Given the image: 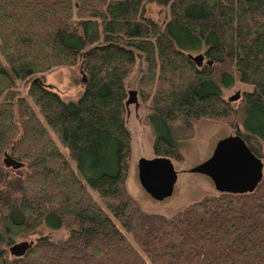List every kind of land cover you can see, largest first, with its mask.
Instances as JSON below:
<instances>
[{
	"label": "trees",
	"instance_id": "obj_1",
	"mask_svg": "<svg viewBox=\"0 0 264 264\" xmlns=\"http://www.w3.org/2000/svg\"><path fill=\"white\" fill-rule=\"evenodd\" d=\"M150 2L168 16H147ZM136 53L153 156L182 162L178 143L206 119L262 158L264 0H0V264H264V173L251 192L170 216L128 193L124 79ZM60 67L84 78L76 100L44 80ZM235 82L249 87L239 107L222 96ZM23 240L21 257L3 254Z\"/></svg>",
	"mask_w": 264,
	"mask_h": 264
},
{
	"label": "rangeland",
	"instance_id": "obj_2",
	"mask_svg": "<svg viewBox=\"0 0 264 264\" xmlns=\"http://www.w3.org/2000/svg\"><path fill=\"white\" fill-rule=\"evenodd\" d=\"M145 14L155 20H163L166 15L168 16V10L166 7L164 8L150 2L145 5ZM144 68L145 64L142 55L136 53L132 69L124 79L126 91H137V81L140 74L144 71ZM44 80L64 100H76L83 87L82 78L77 68L60 67L53 69L44 75ZM248 89L249 87L235 82L231 87L222 90V96L229 99L235 93L241 95L243 90ZM137 103V107H134L133 104H129L126 107V115L124 118L126 128L130 134L131 148V158L125 180V187L128 193L137 201L140 208L148 213L170 216L206 195L215 194L216 191L207 176L199 173H191L187 170L206 160L211 154L216 141L229 134H235L234 128L222 122L206 119L196 120L194 122V135L192 138L178 143V149L183 157V161H172L177 171V177L171 195L161 200H155L140 187L136 177V160L139 157L150 158L153 156L150 149L153 132L144 118L148 110L138 98ZM230 103L233 107H239V99L232 100ZM238 122L239 118L236 117L235 124L237 128L241 129ZM261 148V160L264 162V142H262ZM262 171L264 173V166ZM93 196L96 198L94 193ZM42 232L49 234L52 239H58L62 236V233L57 230L50 231L45 228ZM127 236L129 241L132 242L130 236ZM3 254L9 255L6 250L3 251Z\"/></svg>",
	"mask_w": 264,
	"mask_h": 264
},
{
	"label": "water",
	"instance_id": "obj_3",
	"mask_svg": "<svg viewBox=\"0 0 264 264\" xmlns=\"http://www.w3.org/2000/svg\"><path fill=\"white\" fill-rule=\"evenodd\" d=\"M190 57L197 65L201 64L203 59L201 53ZM126 94L125 107L129 104L137 107L136 91L127 90ZM237 96L235 93L229 97V100H235ZM2 163L12 169L21 166L20 162L7 154H4ZM263 166L264 162L261 158L255 156L244 140L235 133L217 140L209 157L187 171L207 176L216 192L246 193L251 192L261 180ZM136 177L140 187L151 198L161 200L171 195L177 171L168 157H139L136 160ZM29 245L26 240L19 241L8 247V253L13 257H21Z\"/></svg>",
	"mask_w": 264,
	"mask_h": 264
}]
</instances>
